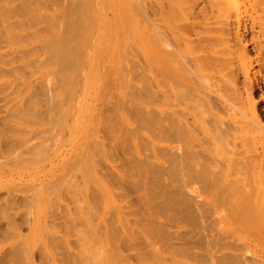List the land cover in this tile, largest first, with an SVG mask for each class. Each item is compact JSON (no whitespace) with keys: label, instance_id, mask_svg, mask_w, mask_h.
<instances>
[{"label":"rangeland","instance_id":"obj_1","mask_svg":"<svg viewBox=\"0 0 264 264\" xmlns=\"http://www.w3.org/2000/svg\"><path fill=\"white\" fill-rule=\"evenodd\" d=\"M123 1H133L136 7L139 2L141 5L140 8L129 7V13L126 11L128 14L125 16L123 7L126 3ZM193 1L180 0L177 8L172 7L177 18L169 21L168 18H159L160 10L163 15L167 14L168 7L167 3L158 0H81V4L80 0H0V52H10V56L14 54L12 51H19L33 62L31 69L27 67L28 73H25L27 69L25 72L18 70L22 74H18L17 69L16 73L0 72L3 73V78L0 75V85L7 80L20 85L16 90L11 88L15 92L12 91L13 98L8 104L12 105L5 103V97L2 98L9 93L10 87L0 92V118H6L12 124L14 122L15 127L18 125L19 128H16L22 131H13L17 133L13 137L28 146L20 147L25 152L16 149L14 157H11L15 158L11 159L14 161L11 162L13 168L10 166L14 174H11L8 185L12 187L13 202L6 207L1 204L5 197L0 200V205L7 209L0 206V264H92L95 260L91 258L95 253L97 256L104 255V252L98 254V250L90 255L94 246L92 242L96 240L94 247L102 246L101 240L106 250L99 245L100 250H105V253L108 250L110 254L113 253L109 245L112 240L116 241V248L120 251L117 258L120 259H117L118 263L115 259L116 262L111 261L115 264H137L138 257L134 253L140 251L139 254H147L144 251H152V246L147 243L157 240L151 241L146 237L143 239L144 246L141 238H137L140 248L135 238L129 241L127 237L128 231H134L139 224L138 218H145L148 214V209H144L148 206L143 204L142 198L139 199L138 188L135 189L139 175L134 166L140 162L138 159L145 161L151 155L153 158L146 160L153 159L155 166L162 167L156 168L163 169L166 158L157 156L159 153L166 152L176 158V151H189L191 147L199 150L200 146L194 147L195 139L204 138L203 134L194 130L196 137L190 134V137L184 136V141L180 138V142H177V137L169 131H159L154 127L155 120L168 125H171V121L184 120V115L178 119L173 116L162 118L156 113L153 93L159 56L154 50L158 34L164 39L161 45L164 51H174L170 61L171 69L178 77L175 79L186 77L197 58H203L204 71L209 69L207 72L213 74V78L206 80L210 86L206 87L208 94L204 95L205 98H212V104L219 108L217 117L228 123L240 121L241 128L224 137L228 141L227 149L220 147L213 138V143L203 144L206 150L215 153V162L210 157L205 158L210 162L204 164L208 171L209 164L215 173H219L218 168L232 165V160L227 158L233 157L234 166L230 169L233 172L229 176L233 184L230 182L228 186L236 187V192L227 190L228 193L222 194L220 191L225 186L220 179L222 186L218 187V195L217 191L212 192L214 196L207 192L214 183L206 185V195H199L188 184L186 187L183 185L184 188L178 186L179 181L184 183V180L177 179L179 184L173 185L182 189H176L179 194L174 188L166 191L165 198L170 205L167 213L163 215V209L159 208L162 198L158 197L162 193L160 196L155 194L156 198L150 200L155 209L149 212L151 216L155 214L152 217L154 221L162 223L160 227L166 229L160 230L176 238L169 239L170 242L161 235L155 238L159 241V237H162L165 244L172 241L174 245L175 241L179 245L185 244V251H188L184 255V247L179 250L173 246L176 253L181 251L183 256L175 253L174 257L182 264H264V0H196L191 6ZM188 3L189 9L186 10ZM76 6L81 7L82 11L92 9L95 16L75 19L72 9L81 10ZM191 11L195 14L192 15ZM236 21L240 24L238 32L241 44L234 40L233 34L229 35L234 32ZM169 22H173L174 29H169ZM143 37L150 39L146 43ZM148 43L150 48H145ZM243 48L252 67L248 78L244 75L240 59ZM150 50L153 52L150 53ZM65 51L67 53L64 55ZM163 60H167V57ZM14 73L24 78L18 79ZM230 73L236 93L230 92L226 85ZM22 82L27 86H23ZM185 90L184 87L176 89L174 103L181 106L184 102L188 105L193 103L192 98L196 95L189 92L188 96ZM14 99L17 110L21 106L22 112L16 110ZM226 105L234 108L229 111L225 109ZM6 106H12L13 113ZM35 109L39 110V113L35 112L38 115L40 111H49V119L46 114H42L43 117L33 115ZM5 110H9L7 115ZM210 134L207 132L205 135L209 137ZM159 171L163 174V170ZM168 175L164 172L157 180L165 182L162 179L165 177L167 180L170 178ZM168 181L171 180L168 179L166 183ZM162 182L160 184L167 188ZM151 184L149 181L148 186ZM155 189L157 187L149 193L151 196H154ZM180 193L185 194L184 197ZM202 206L207 212L204 208V212L201 211ZM193 209L196 211L193 212ZM163 216H171L176 222L172 223L168 218L165 220ZM122 218H126L123 223ZM149 218L148 222L151 221ZM145 219L141 218L140 223L143 221L141 224H145ZM124 222L125 228L126 225L131 228H126V232V229L122 231ZM166 223L170 225L166 227ZM110 233H113V238L109 235L107 238ZM102 238L108 239L110 244L105 246L107 242ZM186 241L191 244H186ZM157 243L159 247L164 244ZM136 249L139 251L136 252ZM107 254L106 259L107 256L110 258ZM164 255L169 257L172 254L166 252ZM113 256L115 254L111 258ZM109 258L107 260L110 261Z\"/></svg>","mask_w":264,"mask_h":264},{"label":"bare ground","instance_id":"obj_2","mask_svg":"<svg viewBox=\"0 0 264 264\" xmlns=\"http://www.w3.org/2000/svg\"><path fill=\"white\" fill-rule=\"evenodd\" d=\"M75 2L77 1L78 2V0H74ZM140 1V0H139ZM159 1H163V2H165V3H167V7H168V10H167V14H162V11L160 10V12L161 13H159V18H168V20L169 21H174V19L175 18H177V16L172 12V10L174 11V9L172 8V7H175V8H177L176 6L177 5H179V2H180V0H158V2ZM74 2V3H75ZM124 3H126V7L124 6L123 7V12H125V13H123V15H125L126 16V14H128L129 12L127 11V10H129V7H136L135 5L133 6V1H131V2H125V1H123ZM196 2V0H194L193 1V3L191 4V6L194 4ZM80 4L82 3L81 2V0H80V2H79ZM131 3V4H130ZM136 3H138V2H136ZM69 4H71V3H69ZM78 4V3H77ZM76 4V5H77ZM140 5H141V2H139L138 3V7H136V8H140ZM142 5H143V3H142ZM74 6V5H73ZM73 6H71V7H73ZM78 6H79V4H78ZM82 6H83V4H82ZM143 7V6H142ZM141 7V8H142ZM76 8H80L81 10H74V8L72 9L73 10V14H72V17H74L75 19L77 18V17H86V18H93L94 16H95V12L92 10V9H89V10H84V11H82V8L81 7H77L76 6ZM88 8V7H87ZM195 7L193 6L192 7V9H194ZM84 9V8H83ZM189 9V3H188V7L186 8V10H188ZM144 10V9H143ZM126 11L128 12V13H126ZM76 12V13H75ZM94 12V13H93ZM191 14L192 15H194L195 13H194V11H191ZM79 19V18H78ZM72 23H73V21H72ZM168 23V22H167ZM236 23V27L234 28V32H232V33H230L229 35H232L233 34V38H234V40H236L239 44H241V39H240V33L238 32V30H239V28H240V24H239V22H235ZM1 25V24H0ZM168 27H169V29H174V24H173V22H169V24H168ZM3 29V28H2ZM4 30H5V27H4ZM3 32V31H2ZM159 32H161V29L159 30ZM140 33V32H139ZM139 33H138V35H139ZM144 34V33H143ZM140 36V35H139ZM141 38V37H140ZM144 38V37H143ZM145 39V38H144ZM143 39V42H148L149 40H147V39H150V38H148L147 37V39H145L144 40ZM147 40V41H146ZM162 41H164V39H163V37H162V35H159L158 34V38L156 37V47H155V50H154V52L156 53V56H159L158 57V59H157V62H156V66H155V90H154V93H153V95H154V101H155V104H156V113H157V115H160L159 117H162V118H169V117H174V118H177L178 119V117L179 116H182V115H184L183 117H184V120H182L181 122H174V123H172V121H171V125L169 124H167V123H163L161 120H159V122L157 121V120H155V123H154V125H156V126H154V127H157V129L159 130V131H169V133H171L175 138L177 137V139H176V141L177 142H180V138L181 139H183V141H184V139H185V137L184 136H188V137H190V134L191 135H193L194 137H196V134H194V130H198L201 134H203V136H204V138H201V139H195L196 141H195V144H194V147H199L200 146V149L199 150H194V148L193 147H191L190 148V150L189 151H187V150H182L181 152H177L176 151V158L174 157V156H170V155H168V153H159L157 156H164V158L163 159H165V165H164V168L163 169H157L156 167H158V166H155L156 165V163H155V161H154V163H155V165H154V163H153V159L152 160H146L147 158H149L150 159V157H152L153 158V156H151L150 155V157H146L145 158V161L143 160V159H141V160H139L138 159V161H140L139 163H137V165L135 164V168L134 169H136V171H137V175H139L138 176V179L139 180H136V185H135V189L137 190V188H138V190H137V192L139 193H137V195L139 196V199H143L142 201H144V205H146V206H148L147 208H144V206L142 207V208H144V209H148L147 210V212H148V214L146 215V219H147V221H146V219L145 218H143V217H141L142 219H145V224H141V223H144L143 221L140 223V221H141V218H138V219H140V221H139V224H137L136 226L137 227H135L136 229L133 231V229L132 230H130L131 228L129 227V226H127L126 225V228L128 229V227H129V230L130 231H128V235H127V237L130 239H128L129 241H132V239L133 238H135L134 239V241L136 240L138 243H136L137 244V246H139L140 245V240H141V242L143 241V239L145 240L146 239V237H149V239L151 240V239H153V240H157V242H159L161 239H163V238H166L169 242L172 240L171 238H173L174 239V237H175V235H173L172 234V236H168V235H170V233L169 232H167V231H165V232H167V233H164V231L163 230H160L162 227H160V226H162L163 224L162 223H160L159 222V224H162V225H159L158 223H156L155 221H154V219L152 218L154 215H150V213L149 212H151L152 213V211H151V209L152 208H154V207H152V204H151V202H150V200L151 199H153L154 197L156 198V195H159L160 196V194H161V196L160 197H158V199H161L162 201V206L161 207H159L160 209H163V210H161L162 212L161 213H163V215H164V213H167V211H168V208L170 207V205H169V202H167L166 201V198H167V192L166 191H172V189L174 188L175 190L178 188V190H181V189H179V187H175L176 185H178L179 183V185L178 186H182L183 187V185L186 187V185L188 184L189 186H190V188H191V190L194 192V193H198L199 195H201L202 193H204L205 195H206V193L208 192V194H210V193H212L213 191H217L216 192V195H218L217 193H218V187L219 186H222V184L221 183H219V181L221 182V180L224 182V186H225V188H227L226 189V192H225V188H224V190L223 191H220V192H222V194L223 193H228V192H236V187L234 188H231V183H232V181L230 180V178H229V176H230V174L233 172H231V167H232V165L234 166V164H233V157L232 156H230V157H228L227 159L228 160H232V165L231 166H228L229 164H226L225 165V168H218V171H219V173H215V171L214 170H212L210 167H209V164L207 165L208 166V169H209V171L208 170H206L205 169V167H204V164H206V163H210V162H207V160L205 159L206 157L207 158H211L212 159V162H215L214 160H215V158H214V156H213V154L215 155V153H210V151L209 150H206V148L203 146V144L204 143H209V142H211V143H213V141H212V138L214 139V140H216L218 143H219V145H220V147H222L223 149H227V145H228V141L227 140H224V137H227V136H229V135H231V134H233L234 132H236V131H238L240 128H241V122L240 121H232V123H228V122H223V119H221V117H217V114H218V111H219V108L216 106V105H214V104H212V101H211V99L212 98H209V99H206L205 98V96L204 95H206V94H208L207 92H206V87H209L210 86V83H207L206 82V80L207 79H209L210 77L211 78H213V74L212 75H210V73H208L207 71L209 70V69H207V70H205L204 71V69H205V66H204V64L202 63V60H203V58L202 57H200V58H197V60L195 61V64H193L192 65V68L190 69V71L187 73V76L186 77H184V78H179V79H175V78H178L177 76H175V73H174V71H173V69H171V66H172V61H170L171 60V57L173 56V50L172 51H167L166 52V50L164 51V49L162 48ZM146 45L148 46V47H146ZM145 45V48H150V43H148V44H146ZM157 48V49H156ZM60 49H62V48H60ZM187 49V48H186ZM63 50V49H62ZM61 50V51H62ZM60 51V52H61ZM64 51V50H63ZM145 51V50H144ZM151 52H153L152 50H150V53ZM178 52H180V51H177L176 53H178ZM11 53H14V54H11L10 56H8L9 54H10V52H0V72H5L6 74H10V73H13V72H15L16 73V71H20V70H22V72H25L24 70H26L27 69V67L29 68V69H31V66H32V64H33V62L31 61H29V59L28 58H26V56L22 53V52H19V51H12ZM63 53V52H62ZM67 52L65 51V53H63L64 55L66 54ZM23 55V56H21V55ZM176 55V54H175ZM241 56H240V59H241V62H242V65H243V71H244V75H245V77H247L248 78V74H249V72L251 71V69H252V67H251V63H250V61L248 60V58H247V54H245V50H244V48L242 49V51H241V54H240ZM8 56V57H7ZM62 56V55H61ZM6 57H7V59H6ZM24 58V60L25 61H23V58ZM67 57V56H66ZM166 57H167V60H163V58H165L166 59ZM28 59V60H27ZM63 60H61V61H63L64 62V58H62ZM66 59V58H65ZM30 65H28L27 63ZM30 62V63H29ZM63 62H61V63H63ZM33 67V66H32ZM17 69V70H16ZM16 70V71H15ZM18 71V72H19ZM28 71V69L26 70V72L25 73H28L27 72ZM17 72V73H18ZM21 72V71H20ZM18 73V74H22V73ZM29 72H30V70H29ZM14 73V75L15 76H17V78L19 79V77L20 76H18L17 74H15ZM3 74V73H2ZM2 74L0 73V75L2 76ZM13 75V77L14 78H16L15 76ZM25 75V74H24ZM6 76V75H5ZM11 76V75H10ZM12 77V78H13ZM21 77H23L24 78V76H21ZM21 77H20V79H21ZM2 78H3V76H2ZM1 78V79H2ZM5 78V77H4ZM9 80H7V82L6 83H2V82H4V81H2L1 82V87H0V92H3L4 90H7L9 87V93L7 92L6 94H4V96L2 97V98H4L5 97V99H3V100H7V101H5V103H9V102H11L12 100V98H13V95H12V91H14L15 92V90L18 88V85L19 84H12V83H10V81L8 82ZM17 81V80H16ZM20 81H22V80H20ZM12 82V81H11ZM15 82V81H14ZM3 84V85H2ZM21 84V83H20ZM26 84V86H27V83H25ZM25 84H23V82H22V85L24 86ZM13 85V87H11ZM226 85L229 87V91L230 92H232V93H236V91H235V88H234V79H233V75H232V73H230L229 74V76H228V78H226ZM20 86V85H19ZM15 87V88H14ZM17 87V88H16ZM178 87H184V88H186V90H185V92L184 93H186V95H188V96H190V93H193V94H195L196 95V97H193L192 98V100H193V103L191 104V105H188L187 103H185L184 102V104H183V106H181L180 104H178V103H174V93L176 92V89L178 88ZM11 88H13V89H15V90H12ZM21 88V90L20 91H22V87H20ZM19 88V89H20ZM25 89V87H23V90ZM38 89H40V88H38ZM18 92H19V90H17ZM39 91V90H38ZM40 93H42L41 91H39ZM190 92V93H189ZM36 93V92H35ZM183 93V94H184ZM12 95V96H10V95ZM14 94V93H13ZM17 94H19V93H17ZM21 94V93H20ZM19 94V95H20ZM37 94H38V92H37ZM39 95V94H38ZM10 97V98H7V97ZM17 96V95H16ZM16 96H14V97H16ZM12 97V98H11ZM22 97V96H21ZM20 97V98H21ZM7 98V99H6ZM17 98V97H16ZM26 98V97H25ZM22 99V98H21ZM24 99V98H23ZM19 100V99H18ZM18 100H17V102H18ZM218 100V99H217ZM14 102H15V108H16V110H17V105H16V100L14 99ZM22 102V101H21ZM218 102H219V100H218ZM11 105H12V103H10ZM10 104H8V105H10ZM138 104V103H137ZM6 105V104H5ZM13 105H14V103H13ZM129 105V104H128ZM178 105H180V107L179 108H177L178 107ZM18 106H20V104L18 105ZM137 106V105H136ZM205 106V107H204ZM9 108L10 107V110L12 109V106H6V108ZM7 108V109H8ZM19 108V107H18ZM206 108H208V110L207 111H205V109ZM232 108H234V107H229L228 105H226V108L225 109H227V110H231ZM60 109V108H59ZM13 110H14V107H13ZM19 110V109H18ZM17 110V111H18ZM19 111H21V106H20V110ZM34 111V112H33ZM32 112L33 113H35V112H37V113H39V110L37 111L36 109L35 110H33ZM229 111H227L226 113H228ZM5 115H7V113L9 112V110H5ZM11 112L13 113V111L11 110ZM10 112V113H11ZM14 112H16V111H14ZM22 112V111H21ZM41 113V115L39 114H37V113H35V114H33V115H38L39 117L40 116H42L43 117V115H47V117H48V119H49V111H40ZM53 113V112H52ZM43 114V115H42ZM53 114H56L55 112L53 113ZM51 115V116H54V115ZM5 115H4V117H5ZM49 115V116H48ZM57 115V114H56ZM187 115H190V117H187ZM8 117V116H7ZM37 117V116H36ZM54 118L56 119V117L54 116ZM6 119V118H5ZM3 117H1L0 118V179L2 180V181H0V183L2 184V185H0V200L2 199V198H4L3 199V201H1L2 203V205L3 206H6V207H8L9 206V202H11L12 200H11V197H12V194H11V189H12V187L11 186H9L8 184H9V182H11V174L13 175L14 173H12V171L10 170V166L12 167L13 165H11V162H13L14 163V161H12V160H15V158L14 159H12L11 157H14V153H16V149H18L19 148V150H17V151H21L22 149L20 148L21 146H22V148H24V146H25V148H27L26 147V145H25V142H23V141H21V140H19V139H15V137H13V134H14V132H21L22 130L21 129H17V128H19V127H17L18 125H16V127H15V123L13 122V124L12 123H10L9 121H7V120H5ZM8 119H10V118H8ZM52 119H53V117H52ZM5 120V121H4ZM199 120L201 121L200 123H199ZM11 122H12V120H10ZM147 121V120H146ZM223 122V123H222ZM13 126H14V128H13ZM13 128V129H12ZM19 130V131H18ZM14 131V132H13ZM12 132V133H11ZM207 132H210L211 134L209 135V137L207 136V135H205ZM16 134L17 133H15L14 135L16 136ZM21 149V150H20ZM143 149H144V147H143ZM24 150V151H23ZM22 151L23 152H25V149H23ZM148 150V149H147ZM234 151V150H233ZM232 151V152H233ZM20 153H22V152H20ZM144 152H142V154H143ZM165 154L168 156H165ZM12 155V156H11ZM119 156V155H118ZM162 157H160V158H162ZM129 158V157H128ZM144 158V157H143ZM156 158V157H155ZM12 159V160H11ZM238 159V158H237ZM10 160V161H9ZM112 160H113V158H112ZM118 160V159H117ZM128 160V159H127ZM121 161V160H120ZM148 162H150V163H148ZM164 162H162V164H163ZM227 163H229L228 161H227ZM114 164V163H113ZM171 166H173V167H171ZM218 165H215V167H217ZM131 167H132V165H131ZM160 167H161V165H160ZM160 167H158V168H160ZM230 167V168H229ZM13 168V167H12ZM133 168V167H132ZM162 168V167H161ZM165 168H167V169H165ZM172 169V168H174L175 170H173L172 169V171L171 170H169V169ZM233 168V167H232ZM159 170H163L162 172H163V174H164V172L165 173H168L169 175H168V177H170V178H168V179H170L171 181H168V182H172V183H166V181L168 180H166V178L164 177V179H162V180H165V182H162V183H164L165 185H166V187L167 188H165V187H163L164 185L163 184H160L161 182H160V180H157L158 178H160V176L161 175H163ZM166 170V171H165ZM174 171H175V173H174ZM133 172V171H132ZM133 174V173H132ZM135 174H133V176H134ZM142 176H143V178H142ZM167 176V175H166ZM176 176L178 177V178H176ZM131 177V176H130ZM147 177L148 178H150V180L149 179H147ZM162 177V176H161ZM180 177V178H179ZM128 178V177H127ZM184 180V183H182V182H180L179 181V183H178V180ZM219 179V180H218ZM221 179V180H220ZM148 180V181H147ZM233 180V179H232ZM151 182L152 184H151V188L148 186V182ZM234 181V183H235V180H233ZM139 182V184H137ZM231 182V183H230ZM173 183H175L174 185H173ZM186 183V184H185ZM198 183V185L197 186H195L196 184ZM212 183H214V185H213V187L211 188V189H209V190H207V192H206V189H207V187H206V185L207 184H212ZM228 183L230 184L229 186H228ZM242 183V182H241ZM245 183H246V181H245ZM150 184V183H149ZM169 186H168V185ZM170 184H172L173 185V187H172V185H170ZM221 184V185H220ZM233 184V183H232ZM243 185H244V183H242ZM246 184H248V183H246ZM161 185V186H160ZM242 185V186H243ZM198 186H199V190H198ZM227 186V187H226ZM157 187V189H155L154 191V196L152 195H150L151 193L150 192H152L153 191V189L154 188H156ZM161 187L164 189V190H162L161 189ZM193 187V188H192ZM245 187V185L243 186V189H245L244 188ZM171 188V189H170ZM184 188V187H183ZM170 189V190H169ZM242 189V190H243ZM3 190V191H2ZM156 190H158V191H156ZM175 190H173V193H174V191ZM227 190H228V192H227ZM177 191V190H176ZM183 191V190H182ZM246 191V190H245ZM157 192V193H156ZM160 192V193H159ZM178 192V194H179V191H177ZM234 192V193H235ZM4 193H5V195H4ZM150 193V194H149ZM172 193V194H173ZM231 193H229V194H231ZM156 194V195H155ZM178 194L176 193V195H177V197H178ZM207 194V195H208ZM4 195V196H3ZM175 195V194H174ZM180 195H182L183 197H184V195L183 194H181L180 193ZM210 195H213V193L212 194H210ZM234 195V194H233ZM182 196H181V198H182ZM214 196V195H213ZM166 197V198H165ZM173 198H174V196H172ZM176 197V196H175ZM176 197V198H177ZM212 197V196H211ZM173 198H172V200H173ZM186 198V197H185ZM157 199V200H158ZM170 199H171V197H170ZM179 199V198H178ZM183 199V198H182ZM177 200V199H176ZM26 201V200H25ZM169 201V200H168ZM185 201V200H184ZM4 202V203H3ZM13 202V201H12ZM149 202H150V204H151V208H150V204H149ZM171 202V201H170ZM196 202H198V201H196ZM196 202H195V204H196ZM9 203V204H8ZM142 203V202H141ZM184 203V202H183ZM182 203V204H183ZM190 203V202H189ZM203 203V202H202ZM5 204V205H4ZM7 204H8V206H7ZM191 204H192V202H191ZM204 204H205V202H204ZM142 205V204H141ZM185 205V204H184ZM198 205H200L201 206V203L200 204H197V206ZM1 206V205H0ZM3 206H1V207H3ZM188 206H189V204H188ZM196 206V208H198ZM6 207H3V209L5 208L6 209ZM191 207V206H190ZM150 208V209H149ZM178 207H176V209H177ZM185 208V210H186V206L184 207ZM189 208V207H188ZM194 208V207H193ZM203 208H204V211H206L207 212V210L205 209V206L203 207L202 206V210L201 211H203ZM1 209V208H0ZM155 209V208H154ZM195 209V208H194ZM193 209V210H194ZM208 209V208H207ZM7 210V209H6ZM181 210H183V209H181ZM185 210H183V212L185 211ZM188 210V209H187ZM199 210H200V208H199ZM160 211V210H159ZM166 211V212H165ZM196 210H194L193 212H195ZM200 211V212H201ZM203 211V212H204ZM144 212V211H143ZM155 212V211H154ZM157 212V211H156ZM173 212H174V210H173ZM180 212V211H179ZM179 212H175L176 213V215H180L181 216V214H179ZM189 212V211H188ZM199 212V213H200ZM3 213H5V212H3ZM8 213V212H7ZM6 213V214H7ZM142 213V212H141ZM159 213V212H158ZM170 213H171V211H170ZM182 213V212H181ZM186 213V212H185ZM198 213V214H199ZM202 213V212H201ZM120 214H121V212H120ZM145 213H143L142 215H144ZM173 214V213H172ZM205 214V213H204ZM150 215V217L151 218H149L148 216ZM161 215V214H160ZM174 215V214H173ZM190 215V214H189ZM200 216H201V214H199ZM206 215V214H205ZM208 215V214H207ZM167 216V215H166ZM192 216V215H191ZM194 216H195V214H194ZM209 216V215H208ZM3 217V216H2ZM6 217V216H5ZM4 217V218H5ZM139 217H140V215H139ZM163 217H165V216H163ZM196 217V216H195ZM205 217V216H204ZM9 218V217H8ZM148 218H149V220H151V221H149L151 224H148L149 222H148ZM166 218V217H165ZM168 218V221H171L172 219H174V218H172L171 219V216H169V217H167ZM167 218L165 219V220H167ZM185 218V217H184ZM125 220H126V218H124ZM124 219L122 218V220H121V222L122 221H124ZM169 219H171V220H169ZM192 219H193V217H192ZM207 219H209V217L208 218H206V220ZM6 220V219H5ZM111 220V219H110ZM188 221L187 222H189V219H187ZM191 220V219H190ZM195 220H196V218H195ZM205 220V219H204ZM128 221V220H127ZM175 221V220H174ZM173 220H172V223L174 222ZM192 221V220H191ZM199 221V220H198ZM7 222V221H6ZM111 222V221H110ZM126 222V221H125ZM125 222H124V224H122L124 227L122 228L123 230L122 231H124L126 228H125ZM147 222V223H146ZM167 222V221H166ZM176 222V221H175ZM182 222V221H181ZM186 222V223H187ZM193 222V221H192ZM5 223V222H4ZM123 223V222H122ZM136 223V222H135ZM152 223H154V226H153V224ZM171 223V222H170ZM170 223H169V225H170ZM191 223V222H190ZM199 223V222H198ZM6 224V223H5ZM8 224H9V222H8ZM174 224H176V223H174ZM174 224L172 225L171 224V226L173 227L174 226ZM189 224V223H188ZM193 224V223H192ZM110 225V224H109ZM167 223L165 224V226L167 227ZM168 225V226H169ZM194 225H197V224H194ZM193 225V226H194ZM177 226V225H176ZM189 226V225H188ZM165 227V228H166ZM8 228V227H7ZM11 228V227H10ZM109 228H110V226H109ZM171 228V227H170ZM107 229V228H106ZM111 229H113V227L111 228ZM127 229L124 231V232H126L127 231ZM162 229H164V228H162ZM7 230V229H6ZM164 230H166V229H164ZM92 231V230H91ZM107 231V230H106ZM198 231H200V230H198ZM93 232V231H92ZM91 232V233H92ZM109 232H111V231H109ZM114 232V231H113ZM171 232V231H170ZM172 232H175V231H172ZM179 232V231H178ZM183 232H185V231H183ZM196 232V231H195ZM1 233V232H0ZM5 233V232H4ZM10 233V232H9ZM8 233V234H9ZM107 233V232H106ZM181 233V232H180ZM187 233V232H186ZM98 234V233H97ZM113 234V233H112ZM111 233L110 234H107V238H108V235L109 236H111L112 235ZM125 234V233H124ZM167 234V235H166ZM191 234V233H190ZM189 234V235H190ZM199 234H201V232L199 233ZM90 235V234H89ZM125 235V236H126ZM164 236L163 238L162 237H159V241H158V236ZM178 234H176V236H177ZM183 235H184V233H183ZM95 236V235H94ZM94 236H93V238H94ZM97 236V238H98V235H96ZM155 236L157 237V238H155ZM165 236H168V238L167 237H165ZM185 236V235H184ZM191 236V235H190ZM198 236V235H197ZM90 237V236H89ZM106 237V236H105ZM112 238L114 237V236H111ZM111 237H110V241H111ZM199 237H200V235H199ZM121 238V237H120ZM122 238H123V236H122ZM137 238H141L140 240L138 239L137 240ZM176 238V237H175ZM95 239V238H94ZM101 239V238H100ZM103 239V241H104V239L105 238H102ZM165 239V240H166ZM169 239H171V240H169ZM179 239V238H178ZM177 239V240H178ZM191 239H192V237H191ZM196 239V238H195ZM106 240V239H105ZM108 240V239H107ZM105 241V246L106 245H108V244H110V243H108V241ZM126 240V239H125ZM127 240V241H128ZM187 240V239H186ZM197 240H198V238H197ZM98 240H96V242H97ZM109 241V242H110ZM113 241V240H112ZM112 241H111V244L109 245V248L110 249H112V250H110L113 254H115V256H113L112 258H111V256L113 255V254H110V253H108L109 251L107 250L106 251V253H105V247L103 248L102 246L104 245L103 244V242L100 240L99 242L100 243H102V246H101V244H99V243H97V244H99L100 245V247L101 248H103V249H105V250H100L101 248L99 247V245H96V247H94L95 246V243H93L92 242V244H94V246H93V251L91 250V256H92V254L94 253V252H96L97 250L100 252H98V254H102L101 252H104L103 254V256L102 255H99V256H102V257H104V258H102V257H99V256H97V253H95L94 254V256H92V258H91V256H90V258L93 260H95V261H93L94 263H92V264H103V263H105L106 262V264H107V262H108V264L112 261V260H114L116 263H118V260L120 259V258H117L118 256L120 257V253L118 254V252H120L119 251V249L118 248H116L117 247V245H116V241H113V242H115V243H112ZM152 241V240H151ZM157 242H154V241H152V243L150 242V241H148V243H147V245L148 246H152V248L151 247H149L150 249H152V251L151 250H149V251H151V252H149V251H144V252H148L147 254H142V252H141V254H139V250H137L136 249V252L137 251H139L138 253H134V254H136L137 255V257L138 258H136L137 259V264H182V261H179V260H177V259H175V257H174V254L176 253V251L177 250H175L174 248L175 247H177L179 250H181V248H183L184 246H186L185 244H182V243H180V245L179 244H176V241L174 242L175 243V245L174 244H172L173 243V241H172V243H167V244H165V242L163 241V240H161V242H163L164 244L163 245H165V247L161 244L160 245V243L161 242H159V244L157 243ZM192 242V241H191ZM215 242V241H214ZM129 243H131V242H129ZM144 243H145V241H143V245H144ZM155 243H157L158 245H160V247L159 246H156V244ZM188 242L186 241V244H187ZM197 243V242H196ZM201 243V242H200ZM112 244H114V246L112 245ZM124 244V243H123ZM125 244H127L126 242H125ZM132 244H133V242H132ZM142 244V243H141ZM181 244L183 245V246H181ZM188 244H191V243H188ZM112 245V247L113 248H111L110 246ZM143 245H141V246H143ZM147 245H146V247H147ZM155 245V246H154ZM179 245V246H178ZM193 245V244H192ZM91 246V245H90ZM89 246V247H90ZM145 246V245H144ZM161 246H163V247H161ZM173 246H175L174 248H173ZM196 246H197V244H196ZM200 246H201V244H200ZM203 246V245H202ZM118 247H120V246H118ZM128 247V246H127ZM133 247V246H132ZM136 247V246H135ZM135 247H134V249H135ZM140 247V246H139ZM181 247V248H180ZM188 247V246H187ZM189 247H190V245H189ZM194 247V246H193ZM192 247V248H193ZM199 247V246H198ZM212 247V246H211ZM87 248V247H86ZM141 248V247H140ZM148 248V247H147ZM168 248H170V249H168ZM172 248V249H171ZM176 248V249H177ZM185 248L186 247H184L182 250H184L183 251V255L185 254V252H187L188 250L186 249V251H185ZM195 248V247H194ZM202 248V247H201ZM88 249V248H87ZM108 249V248H107ZM129 249V248H128ZM174 249V250H173ZM190 249H191V247H190ZM198 249V248H197ZM196 249V250H197ZM94 250H96V251H94ZM114 250H116L115 251V253L113 252ZM148 250V249H147ZM193 250V249H192ZM203 250V249H202ZM6 251H7V249H6ZM133 251V250H132ZM142 251V250H141ZM143 252V253H144ZM166 252H168V253H170V254H172L171 256H169V257H165V253ZM212 252H213V250H212ZM212 252H210V255H211V253ZM3 253V252H2ZM4 253H5V251H4ZM108 253V254H107ZM118 255H117V254ZM129 253V252H128ZM178 253H180V254H178ZM191 253V252H190ZM200 253V252H199ZM7 254V253H6ZM5 254V255H6ZM105 254H107V255H110V258H111V260L109 261V260H107L109 257L107 256V259H106V255ZM187 254V253H186ZM192 254L193 253H191V256H192ZM196 254H197V252H196ZM221 254V253H220ZM223 254V253H222ZM96 255V256H95ZM117 255V256H116ZM144 255H146L145 257H144ZM175 255H182V253H181V251L180 252H177ZM182 255V256H183ZM189 255V254H188ZM209 255V254H208ZM123 255H121V261L123 260L122 257ZM129 256V255H128ZM187 256V255H186ZM191 256H190V258H191ZM222 256V255H221ZM94 257V258H93ZM96 257H98V258H96ZM114 257H116V258H114ZM180 257V256H179ZM185 257V256H184ZM4 258V257H3ZM102 260H101V259ZM109 258V259H110ZM189 258V259H190ZM200 258V257H199ZM210 258H212V257H210ZM221 258V257H220ZM237 258V257H236ZM99 261H98V260ZM105 259V260H104ZM118 259V260H117ZM222 259V258H221ZM226 259V258H225ZM89 261H92V260H90V259H88ZM100 260L102 261V262H100ZM214 260V259H213ZM7 262H8V260H6ZM97 261V262H96ZM105 261V262H104ZM113 261V262H114ZM98 262H100V263H98ZM113 262H111V264H115V262L113 263ZM181 262V263H180ZM212 262V261H211ZM215 262V261H214ZM230 262V261H229ZM10 263V262H9ZM84 263V262H83ZM90 264H91V262H89ZM198 263V262H197ZM231 263V262H230ZM88 264V263H87ZM121 264H122V262H121ZM183 264H185V262L183 263Z\"/></svg>","mask_w":264,"mask_h":264}]
</instances>
